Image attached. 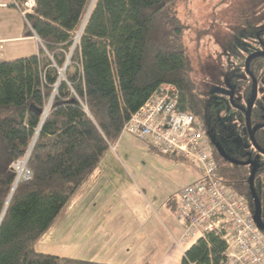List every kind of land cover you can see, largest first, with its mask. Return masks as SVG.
<instances>
[{"label":"trees","instance_id":"trees-1","mask_svg":"<svg viewBox=\"0 0 264 264\" xmlns=\"http://www.w3.org/2000/svg\"><path fill=\"white\" fill-rule=\"evenodd\" d=\"M13 1L26 11L27 0ZM178 1L34 0L24 14V37L38 39V53L0 61V264H99L41 254L35 244L161 85L176 87L180 111L203 118L180 45L187 26L177 17ZM262 63H249L257 82ZM247 83L249 99L248 76ZM262 115L256 102L251 125ZM254 140L264 149V132ZM212 153L221 182L250 200V167L224 165ZM17 162H25L28 180L16 183ZM225 249L209 234L180 264H220Z\"/></svg>","mask_w":264,"mask_h":264},{"label":"rangeland","instance_id":"rangeland-1","mask_svg":"<svg viewBox=\"0 0 264 264\" xmlns=\"http://www.w3.org/2000/svg\"><path fill=\"white\" fill-rule=\"evenodd\" d=\"M175 11L180 21L187 26L180 45L188 57L189 78L204 103L203 124L207 134L213 128L216 133L214 138L218 139L228 154L235 155L233 157L253 154L242 124V111L250 99L245 90L248 83L244 62L250 54L264 49V0H182L176 3ZM30 12L27 6L24 13ZM0 18L12 30L11 36L20 38L3 45V60L6 51L5 60L32 56L36 48L33 42L21 38L26 33V27L18 10L10 4L0 9ZM262 65L258 74L256 102L264 109V63ZM59 74L60 80H63L64 70L60 69ZM233 89L232 104L230 95ZM118 145L116 151H111L114 159L110 162V168L119 169L129 182L130 175L143 176L148 182V191L138 183L142 195L136 191L135 194L130 192L128 197L138 205L147 204L146 211L139 215L141 219L149 217L150 225L155 221L165 226L163 198L167 199L168 195L177 194L198 181L200 175L197 166L164 157L126 134L120 136ZM259 159L264 165V159ZM24 164H15L18 181L25 178ZM54 222L46 234L56 227L58 222ZM52 237L56 239V236ZM39 240L35 244L37 252L57 253L55 246Z\"/></svg>","mask_w":264,"mask_h":264},{"label":"crops","instance_id":"crops-1","mask_svg":"<svg viewBox=\"0 0 264 264\" xmlns=\"http://www.w3.org/2000/svg\"><path fill=\"white\" fill-rule=\"evenodd\" d=\"M12 2L0 0V9L9 7ZM19 14L23 18L22 13ZM11 35L12 30L0 18L3 45L20 39ZM21 38L33 42L36 52H32V56L38 53L40 44L35 36ZM5 55L3 61H13L5 60ZM118 142L110 147L63 208L55 220L56 227L41 237L43 243L55 246L57 253H38L99 264H180L184 253L196 240L180 242L183 229L176 219L179 192L163 198L165 226L155 221L150 225L149 217L141 219L147 204L133 203L128 194L137 191L141 196L138 183L148 191V182L138 174L130 175L129 182L119 169L110 168L114 159L111 151H116Z\"/></svg>","mask_w":264,"mask_h":264},{"label":"built area","instance_id":"built-area-1","mask_svg":"<svg viewBox=\"0 0 264 264\" xmlns=\"http://www.w3.org/2000/svg\"><path fill=\"white\" fill-rule=\"evenodd\" d=\"M33 5L34 0H28L25 6L31 10ZM178 103L176 87L161 85L131 115L120 136L129 135L164 157L181 158L197 166L200 179L178 194L176 219L183 229L180 242L212 234L226 244L220 264H264V234L256 226L247 201L221 182L202 118L180 111ZM15 164L12 168L16 171ZM24 169L22 181L30 177Z\"/></svg>","mask_w":264,"mask_h":264},{"label":"flooded vegetation","instance_id":"flooded-vegetation-1","mask_svg":"<svg viewBox=\"0 0 264 264\" xmlns=\"http://www.w3.org/2000/svg\"><path fill=\"white\" fill-rule=\"evenodd\" d=\"M258 51H264V49L258 50ZM234 91H235L234 89H233V91H231L232 97H233ZM244 110L242 112L245 113ZM202 120H203V118H202ZM203 123H204V121H203ZM263 123H264V115H262L261 122H259L258 124H253L251 126L252 127L259 126L260 127L263 125ZM250 124H251V122H250ZM244 127H245V123H244ZM259 130L264 132V127L260 128ZM259 130H257V131H259ZM246 133H247V131H246ZM215 134H216L215 131L213 130V128H211L209 133H208L209 144H210L211 150L218 154L221 161L224 162V165H229L230 167L231 166L238 167L239 165L246 164L248 167H250L251 171L254 172L252 178H250V181H251L249 183L250 200H248L247 203H248V206L252 212V216L257 217L260 225L264 226V173L260 174L262 171L264 172V165L261 164V162H260L261 159H259V157H262L264 159V156L262 154L258 153L250 144L251 148L254 150L253 154L245 153L243 156L241 155L239 157H237V156L233 157L235 155L228 154L224 150L225 148H223L221 143H219L218 139L214 138ZM254 134H253V137H254ZM210 136H212V137H210ZM211 138H213V139H211ZM247 139H248V136H247ZM248 141H249V139H248ZM261 150L264 151V149H261ZM253 164L255 165V167H253ZM250 184L253 187V191H254V195H255L254 197L251 194Z\"/></svg>","mask_w":264,"mask_h":264},{"label":"water","instance_id":"water-1","mask_svg":"<svg viewBox=\"0 0 264 264\" xmlns=\"http://www.w3.org/2000/svg\"><path fill=\"white\" fill-rule=\"evenodd\" d=\"M37 39V38H36ZM264 58V51H257V52H254L252 54H250L245 62H244V71L246 73V75L249 77V79L251 80V84H252V90H251V96H250V99L247 103V106L245 108V113H244V123H245V128H246V131H247V136H248V139H249V142L251 144V146L260 154H262L264 156V151H262L256 144L255 140H254V137H253V134L259 130L260 128L264 127V123L262 126H257V127H252L251 124H250V116H251V112H252V109L256 103V100H257V96H258V83L255 79V77L253 76V74L251 73L250 69H249V63L252 59L254 58ZM230 99H231V103L233 104V101H232V93L230 95ZM242 110V109H241ZM253 167H255V165L253 164ZM252 178V176H251ZM17 183V182H16ZM250 190H251V194L252 196L254 197V191H253V187L252 185L250 184ZM253 220L256 224V226L259 228V230L261 231H264V226H261L260 223H259V220L257 217H253Z\"/></svg>","mask_w":264,"mask_h":264},{"label":"bare ground","instance_id":"bare-ground-1","mask_svg":"<svg viewBox=\"0 0 264 264\" xmlns=\"http://www.w3.org/2000/svg\"><path fill=\"white\" fill-rule=\"evenodd\" d=\"M210 137H212V136H210ZM211 139H213V138H211ZM22 168H23V166H22Z\"/></svg>","mask_w":264,"mask_h":264}]
</instances>
